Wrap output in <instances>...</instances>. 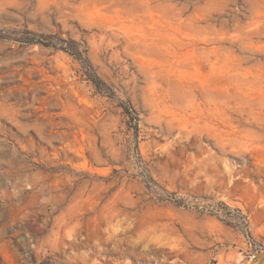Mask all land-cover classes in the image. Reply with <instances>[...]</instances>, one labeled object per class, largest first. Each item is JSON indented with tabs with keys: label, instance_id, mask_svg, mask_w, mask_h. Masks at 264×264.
Returning <instances> with one entry per match:
<instances>
[{
	"label": "rangeland",
	"instance_id": "obj_1",
	"mask_svg": "<svg viewBox=\"0 0 264 264\" xmlns=\"http://www.w3.org/2000/svg\"><path fill=\"white\" fill-rule=\"evenodd\" d=\"M0 264H264V0H0Z\"/></svg>",
	"mask_w": 264,
	"mask_h": 264
},
{
	"label": "trees",
	"instance_id": "obj_2",
	"mask_svg": "<svg viewBox=\"0 0 264 264\" xmlns=\"http://www.w3.org/2000/svg\"><path fill=\"white\" fill-rule=\"evenodd\" d=\"M62 49L66 50L67 52L71 53L72 55H74L77 58H81V56H82L81 53L79 51H77V49H72L70 47H62Z\"/></svg>",
	"mask_w": 264,
	"mask_h": 264
}]
</instances>
